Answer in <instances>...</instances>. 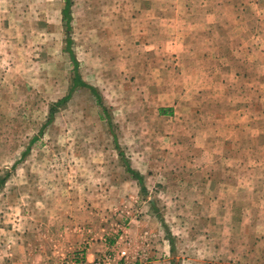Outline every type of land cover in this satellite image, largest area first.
Masks as SVG:
<instances>
[{
    "label": "rangeland",
    "instance_id": "374dc122",
    "mask_svg": "<svg viewBox=\"0 0 264 264\" xmlns=\"http://www.w3.org/2000/svg\"><path fill=\"white\" fill-rule=\"evenodd\" d=\"M216 1L0 0V264H264V0Z\"/></svg>",
    "mask_w": 264,
    "mask_h": 264
},
{
    "label": "crops",
    "instance_id": "0c3cea01",
    "mask_svg": "<svg viewBox=\"0 0 264 264\" xmlns=\"http://www.w3.org/2000/svg\"><path fill=\"white\" fill-rule=\"evenodd\" d=\"M200 1V0H199ZM158 6V5H157ZM200 8H202L203 6L206 7V9L204 11H211V12H216L217 13V16L216 17V23L221 22L223 21L222 17H220L219 19V13L220 12H224L225 11V7H226V4L223 2L221 3L220 0H217L215 4H202V2L200 3V5H198ZM158 9V7H156ZM208 8V9H207ZM145 9V8H144ZM172 10L175 9V7H171ZM185 11H192L193 10V5L189 2L188 5L184 6L183 8ZM146 10V9H145ZM224 22V21H223ZM222 22V23H223ZM240 54V55H239ZM239 54H236V55H239V58H241V63H239L241 66L243 65V68L244 70L246 69V67L248 68L249 67V71H250V67L251 65L253 64L254 65V59L255 57H251V54L250 52H242V53H239ZM254 58V59H253ZM239 62V61H238ZM240 73L238 74V77H239ZM262 78H264V75L262 76ZM251 84V83H250ZM249 91L251 90V92L253 90H255V87L253 84L250 85V87H248ZM241 110V109H240ZM253 112H249V113H245V114H240L238 115V121L240 124H243L246 122V125H251V123L253 124ZM237 121V122H238ZM249 128V127H248ZM237 130V131H236ZM244 126H238L237 128L235 127L234 129V132L229 135L226 140V137L224 138L223 141H229L231 142L232 144H228V145H232L234 146L235 145V142L236 141H241L242 138H245L244 137ZM251 133V130L248 131V134L250 135ZM248 135V136H249ZM251 137V136H250ZM248 140H249V137H248ZM250 141V140H249ZM224 142V144H225ZM236 148V146H234ZM250 149V147H249ZM226 169H230V166L229 165H226L225 163H221V164H211V165H206L204 166L203 168L200 169V171H204V172H211L214 171L215 173L216 172H225ZM207 170V171H206ZM199 171V170H198ZM218 182L222 183V184H225V178L222 179V177L220 176V179L218 178L217 179ZM218 184V183H217ZM171 241V235H169L168 237ZM171 246V245H170ZM108 249V246L106 245L105 242H96V243H93V244H90L89 247H87L86 251H85V254H86V258L88 260V262H92L94 261L96 258L100 257L104 252L105 250ZM45 264H49V261L47 259V262H45ZM153 264H176V263H173V261L171 260H164V261H156L154 262ZM197 264H202V262L200 263H197Z\"/></svg>",
    "mask_w": 264,
    "mask_h": 264
},
{
    "label": "trees",
    "instance_id": "16d2710c",
    "mask_svg": "<svg viewBox=\"0 0 264 264\" xmlns=\"http://www.w3.org/2000/svg\"><path fill=\"white\" fill-rule=\"evenodd\" d=\"M72 0H66V5H65V8L63 10V15L64 17L66 18V22H67V31H69L70 29V25H69V19H70V13H69V7H70V4H71ZM71 57H72V62L74 63V65H77V59L74 55V53L71 51ZM76 85H81V86H86L88 87L92 93H94L97 97V100L98 102L101 104L103 110L105 111L106 110V107L103 105L102 101H101V97L98 93V91L96 90V88L92 85H89L87 83H85L82 79H81V76L79 75V73H76L75 77H74V86ZM69 98V95L66 96V97H63L61 99H59L56 103L52 104L51 108H50V118L48 120V122H50L53 117H54V112H55V109L57 106H59L60 104H63L67 99ZM115 144H116V148L118 149L119 151V155L122 156L125 164H126V168H127V171H129L131 173V175L138 181V183L140 184L141 186V189L142 190H145V187H144V179H143V176L135 169H133L131 166H130V163L129 161L126 159V157L124 156V153L118 143V140H117V137L115 136ZM2 184V180H0V185Z\"/></svg>",
    "mask_w": 264,
    "mask_h": 264
},
{
    "label": "built area",
    "instance_id": "2783aa9c",
    "mask_svg": "<svg viewBox=\"0 0 264 264\" xmlns=\"http://www.w3.org/2000/svg\"><path fill=\"white\" fill-rule=\"evenodd\" d=\"M120 260L119 262L116 263H111V257L110 256H106L103 255V257L101 258H96L94 261H92L90 264H129L128 259H129V253L126 249H123L120 251ZM82 255L83 252L80 251L79 253H77L74 257H73V264H87V263H83L82 260ZM140 264V263H138Z\"/></svg>",
    "mask_w": 264,
    "mask_h": 264
}]
</instances>
